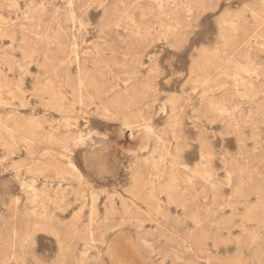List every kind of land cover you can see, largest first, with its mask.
Here are the masks:
<instances>
[{"label": "rangeland", "instance_id": "obj_1", "mask_svg": "<svg viewBox=\"0 0 264 264\" xmlns=\"http://www.w3.org/2000/svg\"><path fill=\"white\" fill-rule=\"evenodd\" d=\"M0 264H264V0H0Z\"/></svg>", "mask_w": 264, "mask_h": 264}, {"label": "bare ground", "instance_id": "obj_2", "mask_svg": "<svg viewBox=\"0 0 264 264\" xmlns=\"http://www.w3.org/2000/svg\"><path fill=\"white\" fill-rule=\"evenodd\" d=\"M69 165H71V164H69ZM70 168H71V167H70ZM72 168H74L76 171H78L77 167H76L74 164H73V167H72ZM70 171H71V170H70ZM72 171H73V170H72ZM78 174H80V173H78ZM80 176H82V175H80ZM92 207H93V206H92ZM7 208H8V207H7ZM27 225H29V224H27ZM27 227H28V226H27ZM37 227H38V226H37ZM27 229H28V228H27ZM37 229H38V228H37ZM28 230H30V229H28ZM28 230H27V231H28ZM27 231H26V232H27ZM26 232H25V233H26ZM32 232H34V230H33ZM35 232H36V231H35ZM26 237H27V236H26ZM147 243H148V242H147ZM153 243H154V242H153ZM147 245H148V244H147ZM63 249H64V248H63ZM59 254H60V253H59ZM65 256H66V255H65Z\"/></svg>", "mask_w": 264, "mask_h": 264}]
</instances>
